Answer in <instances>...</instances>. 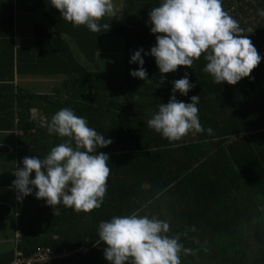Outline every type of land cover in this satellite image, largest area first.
<instances>
[{
  "label": "trees",
  "instance_id": "1",
  "mask_svg": "<svg viewBox=\"0 0 264 264\" xmlns=\"http://www.w3.org/2000/svg\"><path fill=\"white\" fill-rule=\"evenodd\" d=\"M9 2L0 29L5 35L0 40L5 67L3 127L19 132L16 168L23 167L25 157L42 159L63 142L50 135L47 126L64 107L84 117L89 127L112 143L97 149L109 156L110 168L99 209L77 213L60 204L59 215H54L45 199L36 198L35 187L22 200L17 199V191L14 228L18 236L14 246L0 254V264H10L16 251L28 256L42 247L54 253L63 248L87 249L45 264H110L104 256L106 245L98 238L99 224L105 215L132 213L169 223L166 235L178 236L189 250L179 254L180 264H264V16L259 15L264 0H222L224 10L245 29L244 35L261 56L250 76L235 85L215 83L203 71L207 63L203 55L192 68L179 66L175 72L160 73L155 58L145 53L156 44L149 13L162 0H120L118 15L100 21L110 25L100 33L83 25L74 28L46 0L40 6L49 23L45 37L17 50L13 1ZM27 2L22 0L19 8L34 11ZM248 28L253 32L248 33ZM114 38L122 39L117 68L97 60V51L101 50L100 59L104 57L105 41ZM47 49L55 57L43 55L48 69H39L42 59L35 58V50ZM140 49L147 81L130 75L140 67L130 63ZM53 59L62 69L50 70ZM14 73L65 74V78L51 93L37 95L17 88ZM185 73L195 87L186 96L177 91L176 99L190 103L192 96L199 95L200 122L213 132L191 131L170 143L150 130L147 121L161 103L169 102L173 82ZM34 178L33 172L30 179ZM9 211L0 208V223Z\"/></svg>",
  "mask_w": 264,
  "mask_h": 264
},
{
  "label": "clouds",
  "instance_id": "2",
  "mask_svg": "<svg viewBox=\"0 0 264 264\" xmlns=\"http://www.w3.org/2000/svg\"><path fill=\"white\" fill-rule=\"evenodd\" d=\"M51 5L74 28L83 25L93 33L109 29V24L101 25L100 21L111 15L114 7L112 0H51ZM259 15L264 16V10ZM149 18L156 44L145 54L155 58L162 74L175 72L179 66L192 68L203 55L207 62L203 71L215 83L235 85L250 76L261 61L252 41L244 35L245 29L224 10L222 0H162L152 8ZM247 32L252 33L253 29L248 28ZM143 51L137 50L131 56L130 63L140 67L130 75L147 81ZM173 83L169 102L158 106L147 127L170 143L180 141L191 131H207L211 135L213 130H205L199 119V95L192 96L190 103L176 99L177 91L186 96L195 87L188 74ZM47 131L63 138V142L42 159L25 157L23 167L14 170L17 199L32 194L35 187L36 198L45 199L54 215H59L60 204L77 213L99 209L106 196L110 168L109 156L97 149L107 147L112 140L105 139L68 107L51 117ZM33 172L35 178L30 179ZM169 229L164 220L132 213L100 222L98 238L106 245L104 256L110 264H180L179 254L189 250L183 248L178 236L166 235Z\"/></svg>",
  "mask_w": 264,
  "mask_h": 264
},
{
  "label": "crops",
  "instance_id": "3",
  "mask_svg": "<svg viewBox=\"0 0 264 264\" xmlns=\"http://www.w3.org/2000/svg\"><path fill=\"white\" fill-rule=\"evenodd\" d=\"M13 1V23H14V37L13 46L14 50L21 48V46L31 47L35 40L38 38L45 37L47 30L49 29V23L46 22L44 18V13L40 6L44 4L46 0H27V5L34 11L24 12L19 6L22 4V0H12ZM9 0H0V29L3 24V10L9 6ZM25 6V5H23ZM38 6V7H37ZM2 40L4 36H1ZM45 46H38L37 48H44ZM35 58H41L42 61L37 64L40 68H47V59L45 63L43 58L45 54H49L51 58L55 57L49 49L46 51L35 50ZM101 50L97 51V60H100ZM53 64L49 66L52 69H62L58 66V60L54 61ZM4 59H3V48L0 46V208L3 206L9 207V214L0 223V254H2L6 249L14 246L15 237L18 236L16 233L14 225L15 216V203L17 190L13 184L16 179L14 175V170L16 169L15 160V150L17 148V140L19 132L13 129H4L3 127V115H4V95L2 93V85L4 81ZM65 78V74H20L14 73L13 83L17 88L28 90L34 94H47L61 85L62 80ZM36 112L33 111V115ZM1 213V212H0ZM2 220V219H1ZM14 240H11V238Z\"/></svg>",
  "mask_w": 264,
  "mask_h": 264
},
{
  "label": "built area",
  "instance_id": "4",
  "mask_svg": "<svg viewBox=\"0 0 264 264\" xmlns=\"http://www.w3.org/2000/svg\"><path fill=\"white\" fill-rule=\"evenodd\" d=\"M86 251L87 249L85 247H81L75 250H68L63 248L60 253H54L49 247H42L28 256H25L20 251H16L15 258L10 264H45L54 259H63L69 257L72 254Z\"/></svg>",
  "mask_w": 264,
  "mask_h": 264
},
{
  "label": "rangeland",
  "instance_id": "5",
  "mask_svg": "<svg viewBox=\"0 0 264 264\" xmlns=\"http://www.w3.org/2000/svg\"><path fill=\"white\" fill-rule=\"evenodd\" d=\"M112 3L114 5L113 7V13L115 15H118L119 13V3L120 0H112ZM104 55L106 56H102L100 61L103 62H109L112 63L114 68L119 67L120 65L116 62H120L121 61V50H122V39L121 38H114V39H108L105 41L104 44ZM112 217H108L107 215L103 216L102 221H109ZM11 240H14L13 236L11 238Z\"/></svg>",
  "mask_w": 264,
  "mask_h": 264
}]
</instances>
